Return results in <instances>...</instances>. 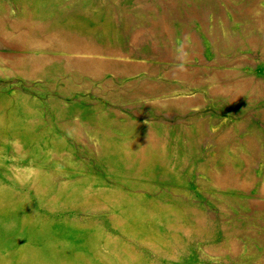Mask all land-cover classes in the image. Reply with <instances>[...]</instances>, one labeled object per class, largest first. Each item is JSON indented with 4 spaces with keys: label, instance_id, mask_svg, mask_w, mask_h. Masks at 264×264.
I'll use <instances>...</instances> for the list:
<instances>
[{
    "label": "rangeland",
    "instance_id": "rangeland-1",
    "mask_svg": "<svg viewBox=\"0 0 264 264\" xmlns=\"http://www.w3.org/2000/svg\"><path fill=\"white\" fill-rule=\"evenodd\" d=\"M0 264H264V0H0Z\"/></svg>",
    "mask_w": 264,
    "mask_h": 264
}]
</instances>
